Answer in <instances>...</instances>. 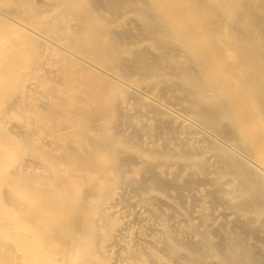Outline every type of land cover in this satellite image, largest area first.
I'll list each match as a JSON object with an SVG mask.
<instances>
[{"label":"bare ground","instance_id":"obj_1","mask_svg":"<svg viewBox=\"0 0 264 264\" xmlns=\"http://www.w3.org/2000/svg\"><path fill=\"white\" fill-rule=\"evenodd\" d=\"M149 1L165 30L148 36L189 62L173 102L92 16L60 28L0 0V264H264V0ZM67 73L45 81L58 110L41 150L22 83Z\"/></svg>","mask_w":264,"mask_h":264},{"label":"rangeland","instance_id":"obj_2","mask_svg":"<svg viewBox=\"0 0 264 264\" xmlns=\"http://www.w3.org/2000/svg\"><path fill=\"white\" fill-rule=\"evenodd\" d=\"M29 1L34 11L41 12L44 15L38 22H55L60 28H63L68 19L76 20L81 17L92 16L94 20L90 24L89 29L103 36L105 40L104 46L107 49L116 50L125 44L133 45V54L142 57L146 64L151 67L152 71L163 76V79L168 81L166 85L161 86V88L158 87V90L165 92L171 102L180 97V91L175 80V68L180 65L187 66L189 62H187V58L183 57L180 49H171L172 42L170 40L161 39V41H154L148 36L149 30H157L158 28L165 30L160 27V16L152 12L149 0H85L86 6L82 12H73L74 8H72V5L67 0ZM51 8L56 10H52ZM29 24L36 26L37 23L29 22ZM71 26H73V31L76 30L74 24H71ZM53 38L56 39L55 36ZM6 42L10 43L7 40ZM36 42L38 47H40L37 51L38 57L43 59L41 47L45 46V42L42 39H37ZM74 73L76 74L77 72L74 71ZM39 76L40 79L38 80L34 76L32 77V75L26 77L22 83L21 92H24L23 94L27 98L25 105H27V108L31 112V115L26 119L30 123L28 131L31 135L29 137L30 139L37 138L41 150H49L51 146L49 136L52 129L50 120L51 116L58 110V106L53 92H51V98L48 99V87H46L45 81H48L50 85H57L59 83L63 84V82L68 83L71 77L69 73L65 74L63 78L58 77L56 79H49L42 74ZM84 76L86 75L76 74L75 80L78 81L79 77L84 78ZM62 79L65 80L62 81ZM28 87L31 88L28 90ZM21 92L12 93L11 97L15 99ZM49 115L51 116L49 117ZM16 121L13 114L7 119L9 123ZM56 131H61V136H67L64 127L57 128ZM26 154L28 155L29 153ZM240 160L254 171H250L248 174L256 175L259 173L260 170L255 166L253 160L243 157H240ZM258 188L264 190L263 185ZM232 237L236 238L234 235ZM253 249V253L256 255L258 250L256 248ZM239 254L241 255V250Z\"/></svg>","mask_w":264,"mask_h":264}]
</instances>
